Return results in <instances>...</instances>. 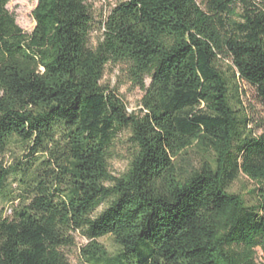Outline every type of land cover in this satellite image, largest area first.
I'll list each match as a JSON object with an SVG mask.
<instances>
[{"label":"trees","instance_id":"1","mask_svg":"<svg viewBox=\"0 0 264 264\" xmlns=\"http://www.w3.org/2000/svg\"><path fill=\"white\" fill-rule=\"evenodd\" d=\"M11 1L0 155L24 160L0 163V264H70L76 235L86 264H264V130L239 89L264 106V0H119L95 47L87 0H35L30 34ZM119 63L143 92L136 113L101 84ZM123 133L129 162L114 176ZM240 176L249 199L229 191ZM108 236L113 255L98 242Z\"/></svg>","mask_w":264,"mask_h":264},{"label":"rangeland","instance_id":"2","mask_svg":"<svg viewBox=\"0 0 264 264\" xmlns=\"http://www.w3.org/2000/svg\"><path fill=\"white\" fill-rule=\"evenodd\" d=\"M119 0H87V3L91 6L95 20V29L90 35V45L95 47L101 36V30H99V22L104 20L111 9L116 5ZM260 1V0H255ZM35 0H13L7 5V10L15 17L16 24L23 30V32L30 34L35 26L32 18V11L36 7ZM127 66L125 64H109L106 67L105 75L101 82L102 85L109 87L112 90H116L118 95L123 99L127 112L136 113L140 110V101L143 96V92L139 87L133 86L128 80L126 74ZM146 86L149 85V80L145 81ZM239 89L241 95V101L245 108L248 117L252 121V128L255 131V135H260L264 130V106L256 98L254 90L243 82H239ZM128 135L126 133L120 134L117 138L115 146L113 148V157L109 161V168L111 174L119 176L125 172L129 162V144L127 143ZM23 151L17 149H11L4 155H0V163L4 166H13L18 160H24ZM190 155L193 157L192 152ZM11 187L8 189L17 192V184L11 180L9 182ZM252 183L245 177L240 176L230 188L231 193H237L249 199L248 192L252 189ZM10 203L6 199L0 200V211L5 212V215L9 214ZM103 209L101 207L98 212ZM102 244L107 252L111 255L115 254L117 247L114 245L111 237H104L98 240ZM76 246L74 248L65 251L70 264H86L81 258L80 249L87 244V241L80 236H75ZM262 253L257 250V262L262 259Z\"/></svg>","mask_w":264,"mask_h":264}]
</instances>
